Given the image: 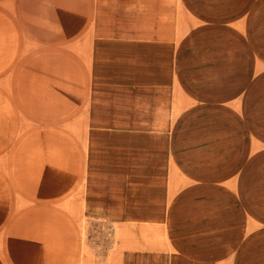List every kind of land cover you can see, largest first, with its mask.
Instances as JSON below:
<instances>
[{
    "label": "crops",
    "instance_id": "1",
    "mask_svg": "<svg viewBox=\"0 0 264 264\" xmlns=\"http://www.w3.org/2000/svg\"><path fill=\"white\" fill-rule=\"evenodd\" d=\"M121 3L0 0V264H264V0Z\"/></svg>",
    "mask_w": 264,
    "mask_h": 264
},
{
    "label": "rangeland",
    "instance_id": "2",
    "mask_svg": "<svg viewBox=\"0 0 264 264\" xmlns=\"http://www.w3.org/2000/svg\"><path fill=\"white\" fill-rule=\"evenodd\" d=\"M181 3H179V0H176V16H177V21L179 24L183 23L182 22V18H183V15H182V11L183 9L181 8ZM102 7H105V4H102ZM112 12H115L116 15L114 16L115 17V20L119 21V17H123L125 18L126 17V14L127 16L133 12V14L135 15V12H136V9H133L132 6L129 4L127 5H123L121 3V0H112ZM145 10V13L147 11V9H144ZM150 12L152 11L151 9H149ZM119 12H120V16H119ZM122 14V15H121ZM178 27V26H177ZM183 29L182 28H177V31H182ZM241 44H243L244 42L243 41H240ZM259 232L256 233V239H264V228H260L258 230Z\"/></svg>",
    "mask_w": 264,
    "mask_h": 264
},
{
    "label": "bare ground",
    "instance_id": "3",
    "mask_svg": "<svg viewBox=\"0 0 264 264\" xmlns=\"http://www.w3.org/2000/svg\"><path fill=\"white\" fill-rule=\"evenodd\" d=\"M18 9H19V8H18ZM22 9H23V8H22ZM18 12H19V11H18ZM19 13H20V12H19ZM24 16H25V15H24ZM28 17H29V16H28ZM25 18H27V17L25 16ZM18 20H19V19H18ZM25 20H26V19H25ZM28 20H29V19H28ZM1 25H2V24H1ZM28 25H29V23H28ZM6 26H7V25H6ZM29 28H31V25H30ZM45 29H46V28H45ZM11 30H12V29H11ZM12 32H13V31H12ZM15 33H16V31H15ZM23 60H24V59H23ZM8 62H10V61H8ZM24 62H25V61H24ZM20 66H21V65H20ZM25 67H26V66H25ZM19 69H20V68H19ZM21 70H22V69H21ZM1 71H2V70H1ZM22 72H26V71L23 70ZM14 74H15V73H14ZM21 74H22V73H21ZM20 76H22V75H20ZM25 76H26V75H25ZM16 79H18V78H16ZM19 95H22V94H19ZM19 95H17V96H19ZM22 96H23V95H22ZM26 102H27V100H26ZM2 104H3V103H2ZM21 104H22V103H21ZM20 106H21V105H20ZM20 106L18 105L19 108L22 107V106H21V107H20ZM33 106H34V105H33ZM55 106H56V105H55ZM3 107H4V106H3ZM23 107H24V106H23ZM24 108H25V107H24ZM57 108H58V107H57ZM21 109H22V108H21ZM44 109H45V108H44ZM55 109H56V108H55ZM3 110H4V109H3ZM45 110H46V109H45ZM64 110H65V109H64ZM24 111H26V110H24ZM28 111H29V110H28ZM28 111H27V112H28ZM62 111H63V110H62ZM37 112H38V111H37ZM1 113H2V112H1ZM28 113H30V112H28ZM61 113H62V112H61ZM65 113H66V112H65ZM35 114H36V113H35ZM42 114H43V112H42ZM32 115H33V114H32ZM65 115H67V114H65ZM43 116H45V115H43ZM48 116H49V115H48ZM58 116H59V115H58ZM63 116H64V115H63ZM49 118H50V117H49ZM59 118H60V117H59ZM54 119H55V118H54ZM43 121H44V120H43ZM41 122H42V121H41ZM45 122H46V121H45ZM49 122H50V121H49ZM47 123H48V121H47ZM57 123H58V122H57ZM49 124H53V123H49ZM57 130H58V128H57ZM58 131H59V130H58ZM41 135H42V134H41ZM56 135H57V134H56ZM34 136H35V135H34ZM46 136H47V135H46ZM53 137H54V136H53ZM37 138H38V137H37ZM56 138H57V136H56ZM43 139H44V138H43ZM50 139H51V138H50ZM52 140H53V139H52ZM55 140H56V139H55ZM55 140H54V141H55ZM60 140H61V139H60ZM6 141H7V140H6ZM36 143H38V141H37ZM41 145H42V144H41ZM30 146L32 147V145H30ZM72 146H73V145H72ZM66 147H67V146H66ZM69 148H70V147H69ZM25 149H26V148H25ZM25 149H24V150H25ZM28 149H30V148H28ZM28 149H27V150H28ZM37 152H38V151H37ZM1 153H2V152H1ZM31 153H32V152H31ZM34 154H35V153H33V156H34ZM28 155H29V153H28ZM35 155H37V154H35ZM38 155H39V154H38ZM6 157H7V156H6ZM28 157H29V156H28ZM28 157H27V159H28ZM40 158H41V157H40ZM56 159H57V158H56ZM15 160H16V159H15ZM40 160H41V159H40ZM30 161H31V160H30ZM28 162H29V161H28ZM34 162H35V161H34ZM36 162H37V161H36ZM15 163H16V162H15ZM17 163H19V162H17ZM57 164H58V163H57ZM22 166H23V165H22ZM22 166H21V167H22ZM21 167H20V168H21ZM21 170H22V169H21ZM0 175H2V174H0ZM19 177H20V176H19ZM19 179H20V178H19ZM20 180H21V179H20ZM18 181H19V180H18ZM21 181H22V180H21ZM3 182H4V181H3ZM6 182H7V181H6ZM23 183H24V182H23ZM4 184H5V183H4ZM4 184H2V185H4ZM24 184H25V183H24ZM4 186H5V185H4ZM4 186H3V187H4ZM5 189H7V188H5ZM5 189H4V190H5ZM24 189H25V188H24ZM0 190H1V189H0ZM4 190H2V191H4ZM25 190H26V189H25ZM28 192H29V191H28ZM5 195H6V194H5ZM8 197H9V196H8ZM8 199H9V198H8ZM33 212H34V211H33ZM5 218H6V217H5ZM26 219H27V218H26ZM28 219H29V218H28ZM64 220H65V219H64ZM74 235H75V234H74Z\"/></svg>",
    "mask_w": 264,
    "mask_h": 264
}]
</instances>
